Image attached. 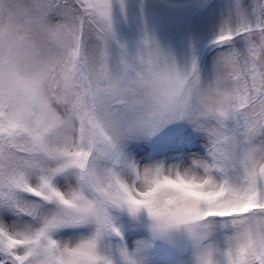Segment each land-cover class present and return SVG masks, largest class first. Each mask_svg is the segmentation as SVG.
Segmentation results:
<instances>
[{"label":"snow or ice","instance_id":"obj_1","mask_svg":"<svg viewBox=\"0 0 264 264\" xmlns=\"http://www.w3.org/2000/svg\"><path fill=\"white\" fill-rule=\"evenodd\" d=\"M150 9L0 0V264H264V0H210L203 72Z\"/></svg>","mask_w":264,"mask_h":264},{"label":"rangeland","instance_id":"obj_2","mask_svg":"<svg viewBox=\"0 0 264 264\" xmlns=\"http://www.w3.org/2000/svg\"><path fill=\"white\" fill-rule=\"evenodd\" d=\"M151 5V23L155 29V35L160 43L168 47L177 57L182 60L189 46L199 50L201 70H205V66L210 67L211 54L215 49L209 44L214 33L217 31L220 11L217 9L210 17L205 11L210 0H147ZM212 3H223V0H211ZM197 6L196 11H193V6ZM133 33L127 26H122L119 32V39L122 42H129L133 39ZM200 146V155L207 157V153L202 146H207V138L202 139ZM132 218L123 214L116 217V223L123 228L124 220ZM136 224L137 220L134 221ZM147 220H141V225L133 231L143 232L146 230L148 235ZM127 236L128 231H126ZM132 237V238H131ZM129 237V248L135 250L136 246L146 237L139 233ZM151 248H141L138 252L140 256H149ZM153 249V248H152ZM143 263H147L148 258H141Z\"/></svg>","mask_w":264,"mask_h":264}]
</instances>
